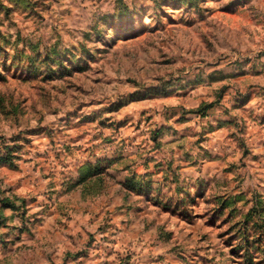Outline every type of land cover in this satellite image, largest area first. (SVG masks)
Segmentation results:
<instances>
[{
	"label": "rangeland",
	"instance_id": "rangeland-1",
	"mask_svg": "<svg viewBox=\"0 0 264 264\" xmlns=\"http://www.w3.org/2000/svg\"><path fill=\"white\" fill-rule=\"evenodd\" d=\"M0 264H264V0H0Z\"/></svg>",
	"mask_w": 264,
	"mask_h": 264
}]
</instances>
